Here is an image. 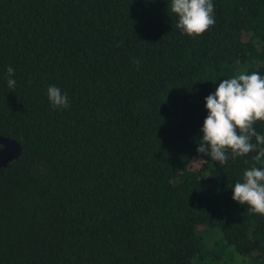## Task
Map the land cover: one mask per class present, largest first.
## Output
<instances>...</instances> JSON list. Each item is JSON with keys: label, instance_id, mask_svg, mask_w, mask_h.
Returning a JSON list of instances; mask_svg holds the SVG:
<instances>
[{"label": "trees", "instance_id": "16d2710c", "mask_svg": "<svg viewBox=\"0 0 264 264\" xmlns=\"http://www.w3.org/2000/svg\"><path fill=\"white\" fill-rule=\"evenodd\" d=\"M212 3L190 37L171 0H0V135L21 145L0 166V264H264V216L232 199L264 163L197 152L205 98L264 77V0Z\"/></svg>", "mask_w": 264, "mask_h": 264}, {"label": "clouds", "instance_id": "9594fccd", "mask_svg": "<svg viewBox=\"0 0 264 264\" xmlns=\"http://www.w3.org/2000/svg\"><path fill=\"white\" fill-rule=\"evenodd\" d=\"M171 12L178 17L176 27L190 37L202 36L215 23L212 0H171ZM7 73V86L14 89V69L9 67ZM47 93L53 108L69 106L67 95L58 87L49 86ZM205 107L208 115L200 129L198 153L210 156L221 167L229 152L233 159L256 152L253 159L264 163V135L254 127L257 121H264V77L252 72L222 79L214 93L205 98ZM3 147L0 144V150ZM232 190L234 201L264 216V168L246 170L243 182H237Z\"/></svg>", "mask_w": 264, "mask_h": 264}, {"label": "water", "instance_id": "95a60500", "mask_svg": "<svg viewBox=\"0 0 264 264\" xmlns=\"http://www.w3.org/2000/svg\"><path fill=\"white\" fill-rule=\"evenodd\" d=\"M0 144L4 147L0 150V166H6L17 159L21 153V145L15 139L0 135Z\"/></svg>", "mask_w": 264, "mask_h": 264}, {"label": "rangeland", "instance_id": "374dc122", "mask_svg": "<svg viewBox=\"0 0 264 264\" xmlns=\"http://www.w3.org/2000/svg\"><path fill=\"white\" fill-rule=\"evenodd\" d=\"M195 166V165H194Z\"/></svg>", "mask_w": 264, "mask_h": 264}]
</instances>
